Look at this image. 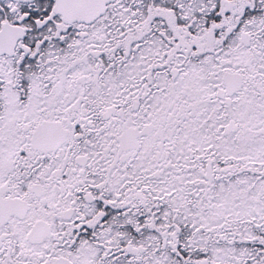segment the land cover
<instances>
[{"label": "snow or ice", "instance_id": "1", "mask_svg": "<svg viewBox=\"0 0 264 264\" xmlns=\"http://www.w3.org/2000/svg\"><path fill=\"white\" fill-rule=\"evenodd\" d=\"M0 264H264V0H0Z\"/></svg>", "mask_w": 264, "mask_h": 264}]
</instances>
